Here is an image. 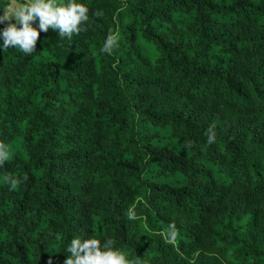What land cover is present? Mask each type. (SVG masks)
Wrapping results in <instances>:
<instances>
[{
	"label": "trees",
	"instance_id": "16d2710c",
	"mask_svg": "<svg viewBox=\"0 0 264 264\" xmlns=\"http://www.w3.org/2000/svg\"><path fill=\"white\" fill-rule=\"evenodd\" d=\"M77 2L86 32L0 45V264H64L73 237L139 264H264V0Z\"/></svg>",
	"mask_w": 264,
	"mask_h": 264
},
{
	"label": "clouds",
	"instance_id": "9594fccd",
	"mask_svg": "<svg viewBox=\"0 0 264 264\" xmlns=\"http://www.w3.org/2000/svg\"><path fill=\"white\" fill-rule=\"evenodd\" d=\"M0 24L5 26L0 29V39L3 40V49L15 47L25 56H31L36 52V44L40 33H47L49 29L59 32V36L71 40L73 36L86 32L89 21V8L78 3L77 0H15L11 6L0 8ZM101 11L93 13L94 16H102ZM38 21V26L34 23ZM119 47L118 34L109 32L100 51L111 55ZM207 143L210 145L216 141L215 125H210L206 130ZM187 147L192 142H186ZM8 146L0 141V167L9 160ZM3 180L9 185V190L27 180L26 176L14 177L5 175ZM129 220H136L134 212L128 213ZM177 234L175 224L170 225V234L166 237L169 243H174ZM70 253L64 260V264H139L136 260H130L124 251L115 247L113 239L106 238L103 241L96 238L73 237L66 248ZM51 259V258H50Z\"/></svg>",
	"mask_w": 264,
	"mask_h": 264
},
{
	"label": "rangeland",
	"instance_id": "374dc122",
	"mask_svg": "<svg viewBox=\"0 0 264 264\" xmlns=\"http://www.w3.org/2000/svg\"><path fill=\"white\" fill-rule=\"evenodd\" d=\"M9 2H10L9 6H11L14 4L15 0H9Z\"/></svg>",
	"mask_w": 264,
	"mask_h": 264
}]
</instances>
